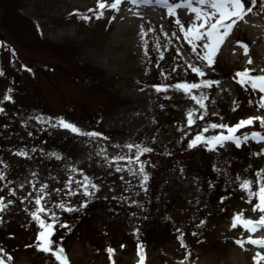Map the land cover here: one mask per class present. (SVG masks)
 I'll return each instance as SVG.
<instances>
[{
	"label": "rangeland",
	"instance_id": "rangeland-1",
	"mask_svg": "<svg viewBox=\"0 0 264 264\" xmlns=\"http://www.w3.org/2000/svg\"><path fill=\"white\" fill-rule=\"evenodd\" d=\"M259 4L264 0L253 10ZM94 6L96 0H0V98L14 97L0 103V172L6 174L0 179V203L5 205L0 209V247L11 254V264H61L53 253L36 247L40 226L30 210L36 207L34 196L45 191L56 201L79 205L88 200L58 217L70 223L57 226L54 247L63 245L69 264H264L253 259L264 245L247 239L264 237V226L255 232L232 226L237 211L254 220L261 215L252 206L256 198L249 202L237 175L255 178L264 167V153L253 155L264 141L249 137L241 146L226 140L214 149L204 142L189 147L202 124L190 125L194 132L187 139L174 136L188 124L191 109L198 110L194 118L203 116V122L235 124L248 117V103L238 97L236 106L216 87L193 91L208 97L205 111L183 89L158 92L153 87L159 59L181 64L192 52L180 25L197 21L170 15L154 0H121L118 10H104L100 18L87 11ZM84 11L90 19L81 15ZM196 44L195 59L208 65L199 58L202 41ZM211 69L220 70L213 64ZM191 72L188 66L185 74ZM59 116L103 135L73 133L59 126ZM253 130H262L259 119L237 135ZM221 131L228 132L209 127L203 134ZM128 144L151 149L140 156L149 174L147 190L142 175L131 174L139 168L137 162L112 159L134 155ZM21 150L28 155H20ZM85 177L101 187L91 189V196L82 188L68 195L66 182L74 189ZM44 183L47 188L41 189ZM221 196L227 199L221 201ZM176 229L184 233L186 246ZM109 245L116 250L111 258Z\"/></svg>",
	"mask_w": 264,
	"mask_h": 264
},
{
	"label": "snow or ice",
	"instance_id": "snow-or-ice-1",
	"mask_svg": "<svg viewBox=\"0 0 264 264\" xmlns=\"http://www.w3.org/2000/svg\"><path fill=\"white\" fill-rule=\"evenodd\" d=\"M133 4L135 3H151L153 0H131ZM154 2L158 4H163L167 7L168 13L173 14V10L180 5H187L190 11L195 12V20L196 23L188 24L185 27L183 24L180 25L181 31L184 33V39L188 41L189 44L192 45V52H197V44L196 41H202V47L204 51L199 53V58L206 60L209 65L215 62L214 55L218 50V46L222 43L224 37H226L233 26L236 24L237 20L243 18L246 13L251 12L253 7L257 5L258 0H197L195 4H193L192 0H179V3H172L171 0H154ZM121 4V0H96L97 8H89L88 12H94L96 18H100L104 15V10L106 8L119 9ZM203 5H209L210 9L203 7ZM81 15L85 19H90L91 17L87 16L85 13H81ZM177 23H180L177 18ZM143 31V29H142ZM175 35V33H173ZM237 43L243 44L242 41H237ZM3 44V42H0ZM14 51V49H13ZM244 51L247 53L248 47L244 44ZM249 62H251V57H249ZM25 67H27L25 65ZM189 67L193 72H196L202 77V79L197 83L195 81H177L175 84L169 83H156L153 87L159 92L161 90H167L169 88H179L183 89L186 94H189L196 102L201 106L205 111L207 110V104L205 101L208 99L201 92L199 95L192 92L193 88H200L201 85H206L211 87L213 81L209 79H203L205 76V71L200 65H192L189 64ZM30 70V69H29ZM175 70V69H174ZM3 69H0V74H3ZM234 79H238L239 83L244 86H250L252 90H259L261 95L258 96L256 101L250 100L249 103H255L258 107L264 108V74L254 75L252 74V70L245 67L242 70L237 71L236 77ZM10 89L7 90V93H10ZM14 97L11 94H6L4 97L0 98V103L2 100H13ZM3 107L0 106V111H3ZM197 109H191L187 112V123L192 125L196 122L194 118V113L197 112ZM39 119V117H37ZM59 122V126L65 127L71 130L73 133L77 134H85V135H99L102 136L103 133H98L94 129L93 130H85L79 127L75 122H71L63 116H59L56 118ZM203 119V116L200 117ZM255 119H259L260 128L262 130H253L251 132H244L243 136L237 135V130L245 127L247 125H252ZM220 128L227 129L228 132L225 133L223 131L215 134V135H204L203 132H206L208 128ZM188 132L184 133V136H187ZM251 137L253 140L257 141V143L264 141V116L254 118L252 116H248L247 118H241L235 124H225V123H217L215 121H211L204 126L203 131H198L193 136L192 139L189 140V147L195 146L201 142L205 143V146L209 149H214L217 145L223 144L226 140L233 141L237 146H241L242 140H248ZM183 139V136L181 137ZM127 147L129 150L135 149L134 155H124V156H115L112 159H125L129 162L135 161L139 164L138 169H132L131 174L133 175H142L143 179L140 181L144 190H147L146 182L149 179V174L145 169V162L140 159V156L143 152L151 151L150 148L144 145H134L128 144ZM264 153V148L258 149L253 155H260ZM20 155L27 156V151H19ZM215 167V165H214ZM79 171H83L80 169ZM6 174L4 172H0V179L5 178ZM238 180H242L239 184V187L247 192V198L249 202H252L253 197L256 198V202L252 205L253 209H259L261 215L258 220H254L252 218L245 217L244 214L240 211L235 212L232 217V226L236 227L237 224L243 226L244 229H249L252 232H255L257 227L264 226V167H260L256 170L255 178L247 177L242 178L239 174L237 175ZM255 185V187H254ZM66 186L70 189L68 195L75 196L80 192L81 188L83 189V193L85 196L93 195L91 189H99L101 185L94 183L90 177H85L84 184H81L80 187L72 188L71 181L66 182ZM41 189L47 188V183L40 185ZM56 191H62L61 189H57ZM31 195V194H30ZM46 197L48 198L46 200ZM2 199V198H0ZM21 199H27V197H21ZM226 196H221L220 200H226ZM36 207L30 210V215L34 218L36 222H38L40 226V230L36 236V247L41 248L47 252L53 253L56 259L61 262V264H69L68 258L64 252L63 245H58L56 240L53 238L54 233L57 231V226L63 228L66 227L70 222L66 219L60 220L58 217L63 215V212H73L76 211L79 207L86 206L88 204V200L84 199L81 204H73L70 201L65 202L63 200H52L51 194L45 191L44 195H35L34 196ZM132 204H139L138 200L131 201ZM56 205V207H51L49 205ZM5 205L0 203V209H3ZM57 208L62 211H57ZM200 223H204L203 220ZM71 231V229H68ZM139 235V228L134 229ZM179 233L178 238L181 241L183 246H186V242L184 240V233L180 229H176ZM193 235H195V230L193 231ZM63 239V237H61ZM248 241L256 245H264V238H253L252 236L247 237ZM241 245L244 244L243 240L237 241ZM141 246L143 242L141 241ZM124 245L122 244L121 247ZM27 247V245H26ZM110 258L116 251L111 245L107 248ZM11 254L5 253V249L0 247V264H11ZM254 261L259 262L260 260H264V252H257L253 257ZM113 264L115 261L113 260Z\"/></svg>",
	"mask_w": 264,
	"mask_h": 264
},
{
	"label": "bare ground",
	"instance_id": "bare-ground-1",
	"mask_svg": "<svg viewBox=\"0 0 264 264\" xmlns=\"http://www.w3.org/2000/svg\"><path fill=\"white\" fill-rule=\"evenodd\" d=\"M260 6L256 7L251 12H248L245 14L241 20H237L236 24L233 26L230 33L224 37L221 46L218 47V50L216 51L217 54L214 57L215 62L213 63V66L219 67V71L215 72L211 69V65L202 64L199 61L195 59L196 54L191 52L189 53L185 58H183L181 61V64H173V62H169L166 59H159L158 65H157V76L155 79L156 83H175L177 81L187 80V81H195L199 82L202 77L196 72H191L188 75L185 74L186 70L188 69L189 64L192 65H200L203 67L205 71V76L203 79H209L213 81V84L211 87L206 85H201L200 88H193L191 91L200 90V89H210L212 87H216L218 90H220L221 93H224L229 96V99H233V104L237 106V103H239V98H243L242 102L248 103L246 105L247 108L246 112L249 114H246L248 116H251L252 114L260 113V115L264 116V108H260L255 103H249L250 100L256 101L258 99V96L261 95L259 90H252L250 86H244L241 85L238 81V79H234L237 75L238 70H242L243 68L247 67L252 70V74L254 75H260L264 74V4H259ZM151 8L154 6L151 5ZM204 7V6H203ZM206 8L210 9L209 5L205 6ZM90 8H97V6L90 7ZM107 10L105 14L109 13L112 8H106ZM88 11V10H87ZM87 11H84L82 13H85ZM70 13V12H68ZM66 13V15L68 14ZM173 13L175 14H185L186 17L189 18V21L195 22V12L190 11L186 7H177L173 10ZM63 15V16H66ZM182 16V15H181ZM243 19V20H242ZM6 20V19H5ZM7 22V21H5ZM16 22V21H15ZM237 41H242L243 44L237 43ZM244 44L247 45L248 51L247 53L244 51ZM229 46V48H227ZM163 51V50H162ZM203 50L200 49L199 52H202ZM164 53L167 51H163ZM174 53V51H173ZM221 55V57H220ZM249 57H251V61L254 63L249 62ZM175 69V70H174ZM215 79V80H214ZM144 80V79H142ZM146 80V79H145ZM149 80V79H148ZM173 89L175 92L178 93L177 88H169ZM181 92H184L183 90ZM226 102L228 101L225 100ZM224 101V104L226 103ZM223 103V102H222ZM221 108L222 111L227 110V106ZM206 113H203L202 115H205ZM197 124L206 125L208 122H203L200 118H195ZM193 125V124H192ZM198 127V126H197ZM184 128L189 130V133L187 136H184V133L182 134ZM163 129H165L163 127ZM194 129L191 128L190 125L186 124L184 127H181V130L178 132L174 131V136H183L184 139H187L189 134L193 133ZM182 135H179V134ZM253 238H264V237H257L254 236ZM256 250V249H255ZM257 252V251H254Z\"/></svg>",
	"mask_w": 264,
	"mask_h": 264
}]
</instances>
